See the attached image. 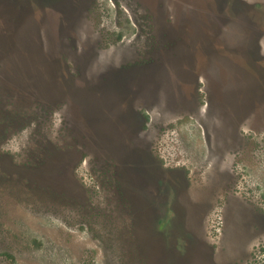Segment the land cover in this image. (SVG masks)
<instances>
[{
    "label": "rangeland",
    "instance_id": "rangeland-1",
    "mask_svg": "<svg viewBox=\"0 0 264 264\" xmlns=\"http://www.w3.org/2000/svg\"><path fill=\"white\" fill-rule=\"evenodd\" d=\"M0 264H264V0H0Z\"/></svg>",
    "mask_w": 264,
    "mask_h": 264
},
{
    "label": "clouds",
    "instance_id": "clouds-1",
    "mask_svg": "<svg viewBox=\"0 0 264 264\" xmlns=\"http://www.w3.org/2000/svg\"><path fill=\"white\" fill-rule=\"evenodd\" d=\"M18 150V149H17Z\"/></svg>",
    "mask_w": 264,
    "mask_h": 264
}]
</instances>
